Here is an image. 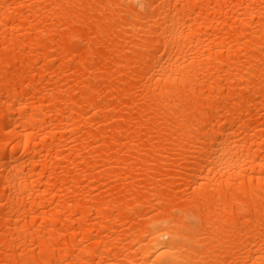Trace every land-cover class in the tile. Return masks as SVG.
<instances>
[{
  "label": "bare ground",
  "instance_id": "6f19581e",
  "mask_svg": "<svg viewBox=\"0 0 264 264\" xmlns=\"http://www.w3.org/2000/svg\"><path fill=\"white\" fill-rule=\"evenodd\" d=\"M0 264H264V0H0Z\"/></svg>",
  "mask_w": 264,
  "mask_h": 264
}]
</instances>
